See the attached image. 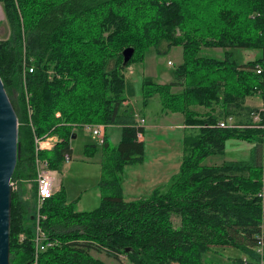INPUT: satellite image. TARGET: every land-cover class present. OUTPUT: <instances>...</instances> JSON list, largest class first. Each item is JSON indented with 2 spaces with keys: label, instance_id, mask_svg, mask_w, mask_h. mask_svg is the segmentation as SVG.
Returning <instances> with one entry per match:
<instances>
[{
  "label": "trees",
  "instance_id": "16d2710c",
  "mask_svg": "<svg viewBox=\"0 0 264 264\" xmlns=\"http://www.w3.org/2000/svg\"><path fill=\"white\" fill-rule=\"evenodd\" d=\"M0 6L10 31L0 39V77L20 143L11 177L19 189L11 196L10 264H106L92 251L132 264H214L203 256L227 247L244 254L233 264H264L256 250L264 237V116L252 123L256 109L245 106L264 89V73L255 71L258 64L264 69V0H0ZM165 44L181 46L183 61L169 83L144 78L143 99L157 94L162 110L183 115L179 169L164 191L126 200L121 174L142 160L145 146L137 138L143 126L124 104V71ZM126 47L134 53L123 65ZM202 48H220L223 57L202 55ZM234 48L261 54L239 64ZM196 105L206 112L190 108ZM245 109L234 126L218 125ZM86 124L121 130L110 151L105 135L101 145H86L87 157L101 151L100 203L75 211L61 189L44 199V249L35 258L34 214L22 200V182H31L36 198L35 158L60 170L75 129ZM46 135L57 140L36 153L35 138ZM229 139L252 144L248 159L203 163L223 154Z\"/></svg>",
  "mask_w": 264,
  "mask_h": 264
},
{
  "label": "rangeland",
  "instance_id": "374dc122",
  "mask_svg": "<svg viewBox=\"0 0 264 264\" xmlns=\"http://www.w3.org/2000/svg\"><path fill=\"white\" fill-rule=\"evenodd\" d=\"M10 31L7 22L4 18L2 8L0 6V39L9 37ZM201 54L211 57H223V50L220 48H202ZM233 59L237 63H245L260 56L261 52L254 49L234 48L232 49ZM170 61L172 64H168ZM183 61L182 47L179 45H171L166 47L161 45L159 48L154 46L147 49L141 62L132 63L124 71L126 77L134 73V78L137 84L134 85L133 94L129 97L130 104H126L132 112H139L142 109V73H146L148 77L153 80L161 81L159 77H168L173 74L174 69ZM181 88H176L172 91L175 93L181 92ZM126 96V93H125ZM127 97V96H126ZM154 103H151V109ZM245 106L250 110H258L263 108V99L259 95L249 96L245 100ZM200 113L206 112L207 109L203 107L192 106L190 107ZM215 114L219 112L218 106H214ZM246 109L242 113L233 115V120L236 122L238 119L245 117ZM146 112V111H145ZM137 115V114H136ZM241 116V117H240ZM225 118L222 117L220 119ZM250 118V115H249ZM252 118H250L251 120ZM106 129V141L108 143L109 151L114 149L120 139L121 130L118 126H104ZM160 131V129H157ZM164 130V129H162ZM157 131H151L149 134L154 135ZM76 137L71 140L72 156L69 161H65L63 166L57 172L56 182H59V190L61 189L67 202L73 205L75 211H87L96 208L100 203L101 196L98 195L100 190L101 177V161H98L100 152L97 151L92 157H87L86 145L92 143L101 145V142H96L92 138V132L89 129L78 127L75 129ZM147 134V131L144 135ZM170 136L180 135L181 131L175 130L170 133ZM252 144L243 140L229 139L226 141L223 154L211 155L203 160L205 164H220L224 161H242L249 157V151ZM89 149V148H88ZM100 163V164H99ZM25 193L22 195V200L30 207L29 212L35 213L36 198L31 195L32 185L31 182L23 181ZM12 189H19V182L16 180L13 183ZM175 226L179 225V218L172 217ZM91 254L106 264H132L124 256L120 255L118 259L107 256L105 253H97L92 251ZM264 254V246H263ZM243 257L244 254L236 248H215L207 252L203 257L204 260L214 264H233L235 257Z\"/></svg>",
  "mask_w": 264,
  "mask_h": 264
},
{
  "label": "crops",
  "instance_id": "0c3cea01",
  "mask_svg": "<svg viewBox=\"0 0 264 264\" xmlns=\"http://www.w3.org/2000/svg\"><path fill=\"white\" fill-rule=\"evenodd\" d=\"M134 74L135 72L126 77L124 72L125 93L127 96L126 104H130L129 97L133 94L134 85L137 84ZM145 74L142 73L141 76L142 109L139 112H134V114H137V117L144 119L142 125L144 131L139 140L144 143L145 149L142 160L137 164L125 166L121 174L123 197L126 200L146 198L156 189L164 191L167 188L179 169L182 157V140L187 132L183 115L179 112L162 110L160 98L157 94L149 97L144 103L143 79H153ZM159 78L161 81L156 82L165 84L173 80V75ZM176 88H181V86H174L171 91L176 90ZM151 103H154L152 109ZM157 129H160V131ZM175 130L181 131V134L173 137L170 136V133ZM146 131L147 134L144 135ZM151 131L157 132L154 135H150ZM105 133L106 129L104 128V135ZM75 137L76 135L73 138ZM98 161H101V155ZM50 172L55 180L54 191H57L60 186L59 182H56L58 172L56 170H50ZM98 195L101 196V190H99Z\"/></svg>",
  "mask_w": 264,
  "mask_h": 264
},
{
  "label": "water",
  "instance_id": "95a60500",
  "mask_svg": "<svg viewBox=\"0 0 264 264\" xmlns=\"http://www.w3.org/2000/svg\"><path fill=\"white\" fill-rule=\"evenodd\" d=\"M133 53V47L122 51L123 65ZM19 152L17 116L0 77V264H10L11 177Z\"/></svg>",
  "mask_w": 264,
  "mask_h": 264
},
{
  "label": "built area",
  "instance_id": "2783aa9c",
  "mask_svg": "<svg viewBox=\"0 0 264 264\" xmlns=\"http://www.w3.org/2000/svg\"><path fill=\"white\" fill-rule=\"evenodd\" d=\"M168 64H172L170 61H168ZM33 67H29L28 71L32 72ZM255 71L256 73L262 74L264 73V69L263 66L261 65H256L255 66ZM260 96V94H259ZM263 99V108L262 109H258L255 111H252L250 113V118L252 123H258L261 119V116L263 114L264 116V89L261 92V96ZM58 115V113H57ZM136 120H137V125L138 126H142L144 123V119L141 117H137L136 115ZM235 122L233 120L232 116H229L227 118L224 119H220L218 121V125L221 127H227V126H234ZM85 129H89L92 132V138L94 139V141L96 142H101L103 141V137H104V129L102 127V125L99 124H86L84 126H82ZM262 127L264 128V124L262 125ZM142 136L141 133L137 134V138L140 139ZM57 140V137L55 135H46L43 136L42 138H35V151L37 153L38 150H49L52 148L54 142ZM71 159L70 155H65V161H69ZM34 166H35V182L37 184V192H36V209H35V213L33 215V218L35 220V235L33 237V241H34V246H35V258L37 256V253L39 250L44 249V245L42 244V241L44 239V234L42 232V230L40 229L39 226V221L42 218L41 214H40V208L42 206V203L44 201V199H47L49 197L52 196V194L55 192L54 191V177L52 175V173L50 172V170L47 167V162L45 160L39 159L38 157L35 158V162H34ZM12 187H13V182H11ZM263 246H264V237L262 236L257 244V248L256 250L262 254H263ZM261 264H263V260H261Z\"/></svg>",
  "mask_w": 264,
  "mask_h": 264
}]
</instances>
